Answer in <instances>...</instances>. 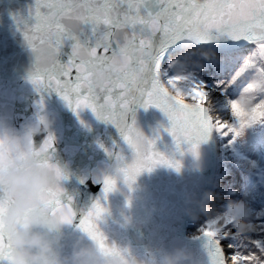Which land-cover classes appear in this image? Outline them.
<instances>
[{
  "label": "snow or ice",
  "instance_id": "obj_1",
  "mask_svg": "<svg viewBox=\"0 0 264 264\" xmlns=\"http://www.w3.org/2000/svg\"><path fill=\"white\" fill-rule=\"evenodd\" d=\"M10 18L34 54L28 79L42 94L37 113L43 93L54 91L77 115L90 109L118 132L110 146L100 143L115 172L101 175L102 196L79 217L72 197L64 199L67 173L54 160L55 135L37 138L38 159L55 176L41 201L61 223L78 220L77 227L105 253L126 251L101 228L118 181L131 189L144 171L160 165L179 170L176 153L198 155L213 130L230 136L232 144L264 126V0H29ZM202 50L213 55L206 58ZM117 56L122 67L107 83L97 82V71ZM149 107L168 121L150 136L136 120V111ZM164 133L172 138L171 152L156 147ZM11 203L0 193V214ZM223 203L217 200L216 207ZM253 220L257 228L247 234L236 233L230 220L219 231L205 222L208 264H264V217ZM12 249L0 227V264H11Z\"/></svg>",
  "mask_w": 264,
  "mask_h": 264
},
{
  "label": "water",
  "instance_id": "obj_2",
  "mask_svg": "<svg viewBox=\"0 0 264 264\" xmlns=\"http://www.w3.org/2000/svg\"><path fill=\"white\" fill-rule=\"evenodd\" d=\"M28 3L29 0H14L11 4L0 0V122L17 128L36 117V102L42 95L28 79L34 54L10 18V12L23 9ZM43 97V110L56 116L54 160L67 173L61 181L64 199L67 202V197H72V206L79 217L81 209L86 210L103 194V180L98 169L110 163L111 158L100 143L110 146L118 138V132L111 123L97 119L90 109L77 115L54 91L44 92ZM136 120L149 136L161 122H168L155 107L139 108ZM217 144L213 130L200 143L198 155L190 151L182 156L176 153L182 161L179 170L160 165L144 171L131 189L122 180L118 181L117 188L108 194V212L101 221L108 240L141 256L146 264H152L164 252L176 247L191 252L187 264H208L207 241L203 234L197 238L188 235L196 229L198 219L193 220L187 209L193 196L214 188L219 156ZM156 147L171 152L174 148L171 136L164 133ZM77 223L78 220H74L64 224L65 253L71 251L74 240L81 234L86 241L92 242Z\"/></svg>",
  "mask_w": 264,
  "mask_h": 264
},
{
  "label": "clouds",
  "instance_id": "obj_3",
  "mask_svg": "<svg viewBox=\"0 0 264 264\" xmlns=\"http://www.w3.org/2000/svg\"><path fill=\"white\" fill-rule=\"evenodd\" d=\"M201 54L206 58L213 55L208 50H202ZM174 63L179 65L183 61L177 59ZM121 67V58H112L104 69L97 71L96 81L107 83ZM55 121V114L42 110L20 128L0 122V193L12 198V203L0 214V227L13 245L11 264H146L141 256L119 244L117 247L125 252L105 253L95 242L86 241L83 234L76 237L71 251L65 253L64 223L40 199L55 176L38 159L37 138L54 134ZM115 167L114 163H107L98 172L114 174ZM220 199L222 195L214 188L206 189L191 198L187 212L193 220L206 217L205 222L211 223L216 231L224 227L225 220L231 221L236 233L256 230L247 198H228L222 209H218L216 201ZM191 255L188 249L176 247L164 252L152 264H187Z\"/></svg>",
  "mask_w": 264,
  "mask_h": 264
},
{
  "label": "trees",
  "instance_id": "obj_4",
  "mask_svg": "<svg viewBox=\"0 0 264 264\" xmlns=\"http://www.w3.org/2000/svg\"><path fill=\"white\" fill-rule=\"evenodd\" d=\"M230 139V136L221 137L223 147L217 175L220 178L233 171L234 188L229 190V198H247L253 215L264 217V126L249 130L235 143L230 144ZM248 160L255 161L257 166L250 168Z\"/></svg>",
  "mask_w": 264,
  "mask_h": 264
},
{
  "label": "rangeland",
  "instance_id": "obj_5",
  "mask_svg": "<svg viewBox=\"0 0 264 264\" xmlns=\"http://www.w3.org/2000/svg\"><path fill=\"white\" fill-rule=\"evenodd\" d=\"M215 132H216V138H217V142H218V144H217L218 145V151H219V155H220V153L222 152V147H223V142L221 141V137L223 135H221L217 131H215ZM234 180H235V176H234L233 171H228V174H225V175H223V177H220V178L217 175L216 182L214 185V189H215V191L219 192L223 196L224 200H226L227 198L230 197L228 192L230 189L234 188L233 187ZM217 184H218V186H217ZM205 221H206V217L201 216L198 219V222L196 223V229L193 231H189L188 235L192 238H197L199 235L203 234L202 233V226L205 223Z\"/></svg>",
  "mask_w": 264,
  "mask_h": 264
}]
</instances>
